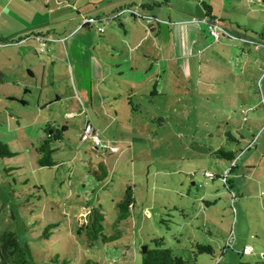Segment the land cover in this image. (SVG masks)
<instances>
[{"label":"rangeland","instance_id":"374dc122","mask_svg":"<svg viewBox=\"0 0 264 264\" xmlns=\"http://www.w3.org/2000/svg\"><path fill=\"white\" fill-rule=\"evenodd\" d=\"M202 1L222 18L218 39ZM148 18L161 23L145 44L168 59L131 48ZM30 27L51 36L44 51L24 43ZM247 39L264 41V0H0V142L15 153L0 156V233L27 242L37 264H141L155 237L197 264H264V44ZM39 57L61 100L52 84L30 95L13 86ZM100 69L106 80L92 81ZM48 123L67 130L53 143L57 164L42 167L34 147ZM221 147L238 154L228 184L204 175L231 167ZM129 185L136 205L113 226ZM94 206L119 238L91 245L79 230Z\"/></svg>","mask_w":264,"mask_h":264},{"label":"trees","instance_id":"16d2710c","mask_svg":"<svg viewBox=\"0 0 264 264\" xmlns=\"http://www.w3.org/2000/svg\"><path fill=\"white\" fill-rule=\"evenodd\" d=\"M156 4H158L156 1L152 3V5ZM202 5L205 9L206 17L209 18L208 20L214 22L218 21L220 23L221 19H218L212 14L211 5L204 1H202ZM131 16L135 17V14L131 13ZM151 23L149 24L150 29H154L153 24ZM21 39L22 38H20V40ZM9 41L12 42L14 40L10 39ZM128 104H130L133 110L136 111L137 108H135L134 102L130 98H128ZM66 130V124L62 125L61 129L53 127L50 123L46 124L44 128L45 136L42 137L39 144L34 147L39 166L50 167L57 164L53 157V154L57 149L53 147V143L58 140H62L65 136ZM242 139H244V137H242ZM14 154L15 153L10 151L6 143L0 142V156H13ZM215 154L219 158L230 162L237 159L238 157L236 150H228L224 147H221L215 151ZM234 167H232L230 172ZM103 176H107V172H104ZM228 182L229 179L228 181L226 180L224 184H228ZM135 205V194L132 186L129 185L124 191L123 198L117 203L119 214L117 220L113 223V226H116V223L120 220H127L131 216V208ZM84 217V220L81 221L79 230L87 231L88 237L91 239V245H93V240L99 237H101L104 241H113L120 237L119 233H114L112 235H105L103 233L104 228L102 220L104 219V214L100 208L95 206L92 207ZM167 221L168 220L162 219V222H166V224ZM153 244V247H149L147 245L145 251L141 249V264H197L194 259L188 260L181 255L175 254L174 250L166 245L164 237H155L153 239ZM196 247L198 253L206 252L212 254L214 252V249L211 245L197 243ZM0 264H37V262L33 256L31 247L27 242L20 241L11 231H3L0 233ZM84 264H96V262L92 259H87Z\"/></svg>","mask_w":264,"mask_h":264},{"label":"crops","instance_id":"0c3cea01","mask_svg":"<svg viewBox=\"0 0 264 264\" xmlns=\"http://www.w3.org/2000/svg\"><path fill=\"white\" fill-rule=\"evenodd\" d=\"M118 12V11H117ZM212 14L213 15H215L218 19H221L222 20V18H220L219 16H217L216 14H214V12H212ZM133 18H135L134 16H132ZM207 18V17H206ZM207 19H209V18H207ZM159 23H161V22H159ZM28 29H30L31 30V32H30V34H28V35H25V41H24V43L25 42H30V41H33L34 42V44L36 43V46H37V49H40L41 51H44V48H45V46L46 45H48L47 43V41H48V37H51L50 35H48V34H43V33H41V32H39V31H35L33 28H28ZM36 36H40L41 37V40L44 42V45H42L41 44V42H40V40H38L37 38H36ZM156 38H157V36L155 35V33H154V29H150L149 28V30L146 32V34L145 35H143V37L141 38V40L138 42V43H136L135 45H132L131 46V48H132V50H133V48H136V49H138V51L140 50V55H142L143 54V56L144 57H147V58H150V57H152V58H156V56H162L163 54H164V56H165V58H167V56H166V54H165V50H164V52H163V49H161V48H159V54L157 53V52H155V48H153V47H150V46H148V45H146L145 43H146V40H151V42L152 43H155L156 42ZM23 39V38H22ZM143 39V40H142ZM33 42H32V44H33ZM17 44H19L20 46H23V43L22 42H19V43H17ZM26 44V43H25ZM261 47V46H260ZM260 47L259 48H256V49H258V50H260ZM47 48V47H46ZM164 48V47H163ZM48 49V48H47ZM50 49H51V46L49 47V49L47 50L48 52L50 51ZM37 54H38V52H37V50L35 51ZM158 54V55H157ZM48 57H50V55H48ZM93 60H94V62L96 61V58H92ZM168 59V58H167ZM154 60H157V59H154ZM119 67L120 68V64L118 65V64H116V67ZM154 66V65H153ZM27 76H28V80H26L25 82L23 81V80H21L20 81V83H13V86L15 85V86H18V85H21V86H23V88H24V91H25V94H28V95H30L31 93H32V88H38V87H40V88H49L48 86H50V84H52V88L51 89H53L54 91H56V89H54V84H56L57 82H56V80H55V78L53 77V76H51V78L49 79V80H47L46 79V61L44 60V59H42V58H37V61L36 62H29L28 64H27ZM39 68V69H38ZM137 69V67H131V70H133L134 71V73L136 72L135 70ZM219 69H223L222 68V66H220L219 67ZM96 73V76H94V77H92L93 79H92V81H95V80H102V81H104V80H106L105 79V74L103 73V71L100 69V70H98L97 72H95ZM209 81H207V83L208 84H211V81H213L212 83H215L214 81H216L215 79H208ZM199 81V83H201V82H203V81H201V80H198ZM219 83H221V82H219ZM93 84V83H92ZM134 88L135 87H131L130 88V92L133 94V92H134ZM92 91V90H91ZM59 91H56V99L57 100H61V98L62 97H59V93H58ZM153 94H158L159 93V91L157 90L156 91V89L152 92ZM6 96H8L7 98L9 99V100H15L14 98L16 97L17 98V96H19L18 95V90L16 89H12L9 93H6L5 94ZM74 95H76L75 93H74V91H72V94H71V96H74ZM111 95L113 96L114 95V93L113 92H111ZM128 98H130L132 101H133V98L132 97H128ZM22 100H21V102H22V104H26L27 102L25 101V99H23V98H21ZM47 101L45 98L43 99V97H42V94H40V96H39V104L40 105H42L41 104V102L42 101ZM128 100V99H127ZM44 101V102H45ZM50 102V101H49ZM134 102V101H133ZM133 110V109H132ZM261 115V114H260ZM259 116V114L258 113H256V115H253L252 116V118H257ZM253 121V120H252ZM255 124L257 125L258 123H256L255 122ZM95 131H96V129H95ZM245 138V137H244ZM245 140V139H244ZM252 142H253V140L248 144V146H250L251 144H252ZM257 150V149H256ZM255 150V151H256ZM255 151H253L252 153H251V155H253L254 153H255ZM249 158H250V156H249ZM247 160V159H246ZM229 188H231V185L229 186Z\"/></svg>","mask_w":264,"mask_h":264},{"label":"built area","instance_id":"2783aa9c","mask_svg":"<svg viewBox=\"0 0 264 264\" xmlns=\"http://www.w3.org/2000/svg\"><path fill=\"white\" fill-rule=\"evenodd\" d=\"M120 12H122V11H118V12H116V14L112 16V19H114V18H116L117 16H119ZM106 19H108V17H107ZM153 20H156V21H158V22L160 21V20H158V19H153ZM153 20H152V18H151V19L148 18V22H149V24H150L151 22H153ZM204 22L208 25V28H209L210 34L213 35L216 39H218V38L222 35V33H223L224 30H223V28H222V25H221L218 21L214 22V21H209L208 19H206V20H204ZM36 38H37L38 40H40V42H41L42 45H44V42L41 40V37H40V36H36ZM245 41H246V42H250V43H252L253 45L256 46V48H259L260 46L263 45V43L256 42V41H253V40H249V39H247V40H245ZM87 129H88L87 132L91 130V132H92L93 135L95 136L97 142L99 143V140H100V139H99V137H98V134L95 132V130H94L92 127H90V126H89ZM237 158H238V157H237ZM236 160H237V159H235V160L232 161V163H231V167H230L228 170H226L222 175H219L218 173H215V172H212V171H208V170L204 171V175H205L206 177L210 178V179H216V178H218V177H221V178L223 179V181L226 182V180H227V176L229 175L230 170L232 169V167H234V166L236 165ZM244 252H245V253H250V250L247 249V248H245V249H244ZM221 258H222V260H223V257H221ZM220 260H221V259H220Z\"/></svg>","mask_w":264,"mask_h":264},{"label":"water","instance_id":"95a60500","mask_svg":"<svg viewBox=\"0 0 264 264\" xmlns=\"http://www.w3.org/2000/svg\"><path fill=\"white\" fill-rule=\"evenodd\" d=\"M147 248V245L142 246V249L145 251Z\"/></svg>","mask_w":264,"mask_h":264}]
</instances>
